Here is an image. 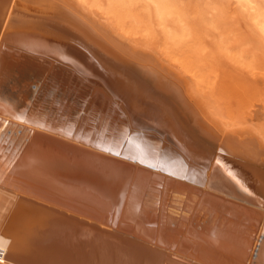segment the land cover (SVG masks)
Returning <instances> with one entry per match:
<instances>
[{"label": "bare ground", "instance_id": "obj_1", "mask_svg": "<svg viewBox=\"0 0 264 264\" xmlns=\"http://www.w3.org/2000/svg\"><path fill=\"white\" fill-rule=\"evenodd\" d=\"M230 25L263 68L264 0H0V264H264V69L204 72Z\"/></svg>", "mask_w": 264, "mask_h": 264}, {"label": "rangeland", "instance_id": "obj_2", "mask_svg": "<svg viewBox=\"0 0 264 264\" xmlns=\"http://www.w3.org/2000/svg\"><path fill=\"white\" fill-rule=\"evenodd\" d=\"M236 26V25H235ZM230 28V29H229ZM220 29H222L223 31V33H225V35H226V37H228V39H227V41H226V39H225V41L226 42H224V43H222V45H224V50L225 51H223V52H227L225 55H223V60H225V65H224V62H223V64L222 63H220L219 64V67L218 66H216V65H214V64H211V62H209V61H207L206 63H205V65L207 64V65H210V69H209V72H208V70L206 69V67H205V65L203 64V66L204 67H202L201 69H203V68H205L206 70L204 71L205 73H210V78H211V76H212V73L210 72V70H211V67H214V69H215V72H213V73H216V71H218L219 72V70H223L222 71V75H221V73L218 75V73H217V75L219 76V77H216L217 78V80H226V81H234L235 79L236 80H243L244 78V75H245V78H248V76H249V78H248V80L251 78L250 76H251V74H252V72L253 73H257L258 72V70L259 71H261V70H263L264 69V67L263 68H258V67H256V61L258 62L259 61V59L261 58V55H260V58H259V55L258 56H256V54H255V57H257V58H259L258 60H256L255 59V57L254 56H252V53L251 52H249L250 50L252 51V49H250L251 48V44L248 42L249 40L247 39V40H245L246 38H241V34L239 33V31L238 30H236L235 29V27H233L232 25H230V26H227V28H218L217 30L215 29V31H218V32H214V29H213V33L211 32V30H210V32L212 33V36H211V38H216V37H218V35H220L219 34V32L221 31ZM220 30V31H219ZM226 31V32H225ZM236 31H237V33H236ZM216 35V36H213V35ZM230 35V36H229ZM237 36V37H236ZM238 36H240V38L238 37ZM234 37V38H233ZM210 38V39H211ZM231 38V39H230ZM237 38V39H236ZM209 39V38H208ZM231 41H230V40ZM236 40L237 42H234V41ZM243 41V42H242ZM244 41H246V42H244ZM233 43V44H231V43ZM230 45V47H229V45ZM238 44V45H237ZM240 44V45H239ZM241 44H242V47H238V46H241ZM243 44H246V46L244 45L243 46ZM248 44V45H247ZM235 46H236V48H239V50L237 51V49L235 48ZM226 47V48H225ZM234 47V48H233ZM245 47V48H244ZM234 49H236V51L234 50ZM229 52H231L233 55H232V57L233 56H235L233 59H232V57L229 55V54H231V53H228V51ZM233 50V51H232ZM244 54L243 56H242V54ZM244 52V53H243ZM235 53H237V57H236V54ZM238 53H239V55H238ZM249 53V54H248ZM235 54V55H234ZM241 55V56H240ZM248 55H249V57H248ZM240 56V57H239ZM244 56L245 57H247V58H245L244 59ZM226 57L228 58V59H226ZM229 57L232 59H229ZM251 57V58H250ZM240 58L242 59V60H240ZM239 59V61H237ZM244 59V60H243ZM252 59V60H251ZM255 62H254V61ZM261 60V59H260ZM234 61V62H233ZM242 61H244V62H242ZM245 61H247V63L245 62ZM251 61H252V63H251ZM227 62H230V63H227ZM237 63V65H236V63ZM209 63V64H208ZM234 63V65H232ZM255 63V64H254ZM228 64H229V66H228ZM244 64H246V65H244ZM247 64H249L248 65V67L250 68V67H254L253 69L255 70L256 68H257V70H255V71H257V72H254V70H252V69H250V70H252V71H250L249 69H248V67H247ZM211 65H214V66H211ZM232 65V66H231ZM255 65V66H254ZM242 66V67H241ZM224 67V68H223ZM234 69H233V68ZM235 67H236V69H235ZM240 67V69H238ZM243 68V69H242ZM245 68V69H244ZM200 69V68H199ZM213 69V68H212ZM213 69V70H214ZM241 70V71H240ZM245 72V73H248V74H244L243 75V71ZM202 71V70H201ZM212 71V70H211ZM226 73H225V72ZM247 71V72H246ZM249 71V72H248ZM204 72H202V73H204ZM250 72H251V74H250ZM263 72V71H262ZM224 73V74H223ZM239 73V74H238ZM241 73H242V75H241ZM209 75V74H208ZM225 75V76H224ZM239 75V76H238ZM248 75V76H247ZM213 76H216V74H214ZM254 75H252V78L253 79H250V80H254V78H255V76L253 77ZM222 77L224 78V79H222ZM237 77V78H236ZM242 77V78H241ZM213 78H215V77H213ZM213 78H211L212 80H213ZM219 78V79H218ZM239 78V79H238ZM234 79V80H233ZM215 80V79H214ZM244 80H246V79H244Z\"/></svg>", "mask_w": 264, "mask_h": 264}, {"label": "snow or ice", "instance_id": "obj_3", "mask_svg": "<svg viewBox=\"0 0 264 264\" xmlns=\"http://www.w3.org/2000/svg\"><path fill=\"white\" fill-rule=\"evenodd\" d=\"M216 164L221 165L222 162L219 159H217ZM228 175L231 176L236 181V183H238V184L240 183V181L235 177L234 173L231 170H229ZM244 190L247 191L246 188Z\"/></svg>", "mask_w": 264, "mask_h": 264}]
</instances>
